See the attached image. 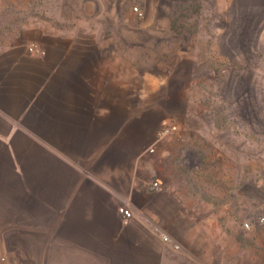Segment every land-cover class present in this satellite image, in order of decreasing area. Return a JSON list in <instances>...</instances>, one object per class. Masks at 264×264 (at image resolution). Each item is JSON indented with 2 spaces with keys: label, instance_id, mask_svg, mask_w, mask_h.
Instances as JSON below:
<instances>
[{
  "label": "crops",
  "instance_id": "0c3cea01",
  "mask_svg": "<svg viewBox=\"0 0 264 264\" xmlns=\"http://www.w3.org/2000/svg\"><path fill=\"white\" fill-rule=\"evenodd\" d=\"M11 1L21 0H0V12ZM142 1L141 10L151 7L153 15L160 9L168 14L173 8L168 0ZM170 1L180 7L211 1L208 10L215 17L211 30L218 49L262 41L264 0ZM243 3L251 13L241 20L235 14ZM232 32L243 33L250 43L236 44L239 35L234 38ZM13 39H0V67L23 70L18 77L9 73L6 86L0 81V264H264V224L253 223L251 230L243 226L254 222L252 209L241 208L244 220L238 229L235 201L220 206L194 195L191 171L178 164L182 155L184 163L189 159L190 144L201 161L200 150L208 149V144L218 146L219 137L163 141L167 136L156 142L155 155L141 158L133 147L125 148L123 138L109 139L106 121L99 131L82 123L92 106L77 96L88 89L54 88L31 101L33 90L25 82L47 75L50 69L43 65L54 64L57 55L53 51L47 64V57L25 59ZM181 44L182 40L163 39L154 46ZM183 47L182 56L172 61L174 73L187 62L189 51ZM67 71L70 74V68ZM179 139L188 147L173 164L167 156L179 154L174 146ZM83 144L89 145L88 152H81ZM209 170L219 177L214 166ZM152 180L161 181L160 191L150 189ZM256 204L264 207V200ZM123 206L134 213L128 225L119 214Z\"/></svg>",
  "mask_w": 264,
  "mask_h": 264
},
{
  "label": "rangeland",
  "instance_id": "374dc122",
  "mask_svg": "<svg viewBox=\"0 0 264 264\" xmlns=\"http://www.w3.org/2000/svg\"><path fill=\"white\" fill-rule=\"evenodd\" d=\"M166 2L173 3L171 11L165 14L160 9L153 15L151 7L141 10L142 0L11 1L6 13L0 12V39L14 38V46L20 45L19 56L25 59L36 57L27 51L32 43L49 50L46 64L53 51L57 55L54 64L43 65L50 69L47 75L25 82L33 90L31 101L54 88L88 89L77 96L92 106L82 123L99 131L106 121L109 139L123 138L125 148L133 147L141 158L155 155L156 142L170 138L219 137L218 146L208 144V149L200 150L201 161L189 143V159L185 164L182 155L178 164L191 171L188 179L194 183V195L220 206L235 201L239 229L242 207L252 209L255 218L264 215V207L256 204L264 200V35L251 47L218 49L211 30L215 17L208 10L211 1L186 7ZM244 5L236 7L237 19L250 15ZM135 7L144 13L143 19ZM231 34L239 35L236 44L250 43L243 33ZM163 39L182 40L181 47L154 46ZM183 45L189 51L187 62L174 73L172 61L182 56ZM6 68L0 67L1 83L9 73L18 77L23 71L18 66L13 71ZM162 129L170 130L166 139L158 137ZM174 146L179 154L167 156L173 164L188 145L179 139ZM87 147L83 144L81 152H88ZM213 166L219 177L209 172Z\"/></svg>",
  "mask_w": 264,
  "mask_h": 264
},
{
  "label": "built area",
  "instance_id": "2783aa9c",
  "mask_svg": "<svg viewBox=\"0 0 264 264\" xmlns=\"http://www.w3.org/2000/svg\"><path fill=\"white\" fill-rule=\"evenodd\" d=\"M134 12L140 17L143 18L144 17V13L138 8L135 7L134 8ZM27 51L30 55L32 56H36L39 58H44L46 56V50L44 48H42L39 44L37 43H32L31 45L28 46ZM170 130L169 129H162L159 133H158V137L162 138L165 137L167 134H169ZM153 152V150H152ZM148 185L150 187L151 190L153 191H160L162 189V183L160 180H152L148 182ZM119 214L122 217V222L125 225H128L130 223V221L133 219L134 217V213L131 209L127 208V207H120L119 208ZM253 223L256 225H262L264 224V215H260L257 218H254V222L253 220L250 222H246L244 223V228L246 230H251ZM165 241H169V237L165 236L164 237ZM176 249H179L178 246H176Z\"/></svg>",
  "mask_w": 264,
  "mask_h": 264
}]
</instances>
